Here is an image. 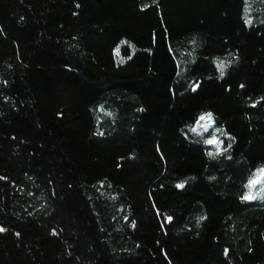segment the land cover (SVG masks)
<instances>
[{"label": "trees", "instance_id": "1", "mask_svg": "<svg viewBox=\"0 0 264 264\" xmlns=\"http://www.w3.org/2000/svg\"><path fill=\"white\" fill-rule=\"evenodd\" d=\"M262 168L264 0H0V264H264Z\"/></svg>", "mask_w": 264, "mask_h": 264}, {"label": "rangeland", "instance_id": "2", "mask_svg": "<svg viewBox=\"0 0 264 264\" xmlns=\"http://www.w3.org/2000/svg\"><path fill=\"white\" fill-rule=\"evenodd\" d=\"M209 121L208 120H199V123L196 124V129L197 130H202L206 129L209 126ZM207 125L205 128L204 126ZM264 168L260 169L257 173L256 176L252 180H257V182L254 185H249L248 193L247 195H250L254 198H256L259 194L263 193L264 190ZM253 198V199H254Z\"/></svg>", "mask_w": 264, "mask_h": 264}, {"label": "snow or ice", "instance_id": "3", "mask_svg": "<svg viewBox=\"0 0 264 264\" xmlns=\"http://www.w3.org/2000/svg\"><path fill=\"white\" fill-rule=\"evenodd\" d=\"M246 23H251V20H247ZM226 67V65L224 64L223 61H221L219 64H218V69L221 71V75H223V69ZM195 90V89H194ZM208 120L209 123L211 122V114H207L206 116H201L200 117V120ZM197 123H199V121H197ZM205 128L207 127V125L204 126ZM193 132L196 131V128H192L191 129ZM207 143L209 144H214V143H217L216 139H212V140H208ZM209 155H211V153H209ZM261 171H264V170H261ZM257 182V180H250L249 181V185H254L255 183ZM177 188H183L184 187V184L183 183H179L176 185ZM245 200H248V199H253L254 197L250 196V195H245L243 197ZM167 219L170 221L172 218L171 217H167ZM0 231H3V229H0ZM226 253H227V250H226Z\"/></svg>", "mask_w": 264, "mask_h": 264}]
</instances>
